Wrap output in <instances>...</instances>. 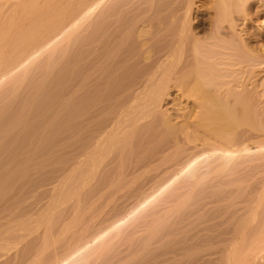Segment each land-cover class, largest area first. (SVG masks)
Segmentation results:
<instances>
[{
    "label": "bare ground",
    "instance_id": "6f19581e",
    "mask_svg": "<svg viewBox=\"0 0 264 264\" xmlns=\"http://www.w3.org/2000/svg\"><path fill=\"white\" fill-rule=\"evenodd\" d=\"M124 1L0 0V264H264L252 0Z\"/></svg>",
    "mask_w": 264,
    "mask_h": 264
},
{
    "label": "rangeland",
    "instance_id": "374dc122",
    "mask_svg": "<svg viewBox=\"0 0 264 264\" xmlns=\"http://www.w3.org/2000/svg\"><path fill=\"white\" fill-rule=\"evenodd\" d=\"M213 1L214 0H197L195 3L194 14H193V17H194L193 25L194 27L199 26V28H201V31L207 30V28H209L210 23L213 20V17H214L213 16L214 10H213V4H212ZM260 2L262 3L261 0H257V1L252 0L247 5L249 6V8L247 7V10H246L247 21L245 23L246 25L242 28L243 35L245 36V39H247V43L250 42V46L254 48L255 50H259L264 45V27H263L264 26V0L262 4ZM125 4H128L126 5V8H129V10L131 9L134 10L136 14H138V17L143 19V22H145L150 17H152V15L154 16L155 13L160 11V8H158L159 6L158 3H156L153 0H149V1L148 0L147 1L146 0H140V1L126 0L124 1L123 5Z\"/></svg>",
    "mask_w": 264,
    "mask_h": 264
}]
</instances>
